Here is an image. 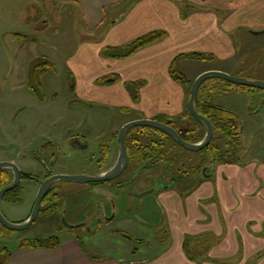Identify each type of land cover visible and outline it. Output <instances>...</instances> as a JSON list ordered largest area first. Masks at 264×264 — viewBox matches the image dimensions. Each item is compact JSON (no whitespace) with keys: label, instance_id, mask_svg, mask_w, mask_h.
Returning a JSON list of instances; mask_svg holds the SVG:
<instances>
[{"label":"rangeland","instance_id":"rangeland-1","mask_svg":"<svg viewBox=\"0 0 264 264\" xmlns=\"http://www.w3.org/2000/svg\"><path fill=\"white\" fill-rule=\"evenodd\" d=\"M111 19L108 15L96 32L97 37L104 35ZM82 25L77 8L56 0H0V162H14L34 178L21 181L20 202L3 200L1 204L3 215L12 223H23L31 216L46 168L53 167V172L65 175L98 173L103 157L102 140L113 137L124 123L142 116L135 109L85 101L72 93L68 60L81 44ZM240 35L232 34L234 58H210L185 69L186 74L195 77L202 71L218 68L231 77L264 83V40L252 39L251 48H240ZM41 58H47L52 65L45 67L40 85L35 83L36 87L31 88L29 69ZM216 79L209 101L237 115L242 131L236 143L222 142V148L230 152L238 166L264 163V90L241 91L240 85ZM77 135L87 140L88 149L74 147L71 140H59ZM160 152L165 156L162 162L168 173L163 180L166 186L171 175L180 178L192 174L202 158L199 153L173 146L167 140ZM210 162L207 157L206 164ZM147 174L149 178L131 183V189L119 191L107 187L99 191L90 184L59 181V189L65 190L60 192V209L52 218L39 214L29 228L0 237V250L5 247L12 253L24 239L57 236L66 240L90 231L93 237L103 231L98 241L103 239L106 244L100 248L108 253L96 254L88 249L106 261L122 251L123 243H144L132 232L141 235L146 229L152 234V242H163L168 232L167 213L158 194L164 189L139 197L162 180L156 171ZM215 179L216 176L211 181ZM47 207V203L42 205V209ZM60 215H64L62 221Z\"/></svg>","mask_w":264,"mask_h":264},{"label":"crops","instance_id":"crops-1","mask_svg":"<svg viewBox=\"0 0 264 264\" xmlns=\"http://www.w3.org/2000/svg\"><path fill=\"white\" fill-rule=\"evenodd\" d=\"M56 1L77 8L83 18L81 44L68 60L75 80L72 93L85 101L135 109L142 114L136 120L184 115L188 89L169 73L180 54L229 60L235 57L233 33H241L240 48H251L252 39L264 40V0ZM108 15L112 19L107 30L97 37ZM153 31H164L166 36L130 58L101 56L104 47H121ZM199 62L188 60L180 65L191 81L206 72H227L216 68L188 76L185 69ZM109 75L119 81L97 84ZM127 84H139L138 102ZM215 168L214 181L196 174L159 194L168 226L161 243L152 242L146 229L141 235L132 232L144 241L142 245L126 242L112 260L94 261L85 256L74 235L59 239L56 249L19 248L7 264H264V163L238 166L232 162ZM91 233L80 235L85 245L96 254H107L100 248L106 243L98 241L104 232L93 237ZM186 243L193 259L184 251Z\"/></svg>","mask_w":264,"mask_h":264},{"label":"trees","instance_id":"trees-1","mask_svg":"<svg viewBox=\"0 0 264 264\" xmlns=\"http://www.w3.org/2000/svg\"><path fill=\"white\" fill-rule=\"evenodd\" d=\"M166 36V32L164 31H153L148 34H145L131 43L121 46V47H104L101 49V56L107 59H127L137 53L144 47L157 43L163 40ZM212 58L210 55L202 54V53H190V54H180L177 56L171 63L169 68V73L171 78L179 85L188 89L187 95V107L185 113L182 117L178 119H172L168 117H157L155 120L159 122H167L168 120H172L171 126L181 135L184 141L189 143H199L201 142L206 135L205 126L198 120H196L190 113L188 109V102L190 99L191 89L194 81H191L182 71L180 65L183 61L195 60V61H205ZM52 63L47 58H41L35 60L29 69V78H30V86L31 88H35V83L40 85V79L43 73L46 71V66H51ZM216 78H211L205 81L199 90V94L196 100V108L199 114L206 117L213 125L214 128V140L212 143L199 153L202 158L201 161L197 163L195 169L192 174H185L180 178L173 179L174 182L170 183L172 185L171 188L177 187L181 182H188L192 179L193 175L200 171L202 167L205 165H211L212 168L216 167L218 164H228L235 162L231 159L229 155V151L224 150L222 148V142L228 143L231 141L236 143L241 136V122L237 115L233 112L221 107L219 105H215L209 101V96L215 90V80ZM217 80V79H216ZM119 81V78L115 75L105 76L100 78L97 81L99 85H111ZM224 81V80H223ZM227 82V81H226ZM139 84H127V87L130 91H134L132 93V98L135 102H138V86ZM241 91L247 89L248 91H255L253 88H248L244 86H239ZM70 89L72 92L75 90V80L71 75L70 79ZM184 123V124H183ZM188 123V124H187ZM139 128H135L132 132L136 131ZM148 131L152 133H159L163 136H166L165 133L153 129L146 128ZM172 143L173 146H178L172 139L168 140ZM215 141L218 142V145L215 144ZM151 152L153 153V161L160 162L162 159L156 154V152L160 151V148L163 147L160 141L153 142L151 145ZM149 148V147H146ZM144 150V149H143ZM148 151V150H146ZM209 154V156H207ZM207 157L211 158V162L206 164ZM24 178H29V176H24ZM13 180V173L11 170H1L0 171V191L8 186ZM97 185V184H96ZM57 196V195H55ZM57 197L52 198L55 201ZM3 200H7L10 203L16 204L21 200V185H19L15 190L7 193ZM60 209V203H54L52 207L47 209H42L40 214H54ZM13 231H9L5 227L0 224V237H8L13 235ZM131 241H135L134 238L130 236H126ZM76 239L79 242V245L88 258L94 261L102 260L101 257L93 254L88 247L85 245L82 237L80 235H76ZM138 243V242H137ZM60 245V240L57 236L49 237V238H35V239H24L20 242V248L27 249H56ZM184 251L189 259H193L192 254L190 253V249L188 248V244L186 243L184 246ZM12 253L8 250V248H2L0 250V264H7L9 259L11 258Z\"/></svg>","mask_w":264,"mask_h":264},{"label":"water","instance_id":"water-1","mask_svg":"<svg viewBox=\"0 0 264 264\" xmlns=\"http://www.w3.org/2000/svg\"><path fill=\"white\" fill-rule=\"evenodd\" d=\"M211 78H218V79H221V80L233 83V84H237L240 86L248 87V88L264 90V83L262 82H256V81L248 80L245 78L231 77L225 73L218 72V71H210V72H206L200 75L193 83L191 94H190V99L188 102V109L191 115L196 120L200 121L206 128V135L201 142L189 143V142L184 141L181 135L171 126L172 120H168L167 122L163 123L157 120L141 119V120H136V121L127 123L123 126L120 132L121 148H122L121 156L117 164L111 170L105 173L92 174V175H64V174L55 175L51 177L50 179L45 180L39 189L31 216L25 222L20 223V224L12 223L5 218V216L3 215L1 211V204L3 202L5 195L15 190L20 185L21 180H22V173L19 167L14 162H0V171L7 169V170H11L14 174V178L12 182L0 191V224L6 229H8L9 231H13V232L22 231V230L29 228L38 218L41 212V209H42L43 200L46 197L47 193L49 192L51 186L55 184L56 182L67 181V182L78 183V184H92V183L107 182V181L113 180L117 178L118 176H120L125 170L129 162L124 140L128 132L131 129H134L137 127L153 128V129L159 130L167 134L177 145H179L180 147H182L183 149L189 152L197 153V152L203 151L212 142V139L214 137V128H213L212 123L206 117L198 113L197 108H196V100H197L201 85L205 81ZM206 171L207 169L203 170V176L205 178H211L215 175V170H213L210 174H207ZM171 187L172 185L169 184L167 186L160 187L159 189L165 190V189H170ZM156 190H157V187H154L148 191L140 193L139 197H143L151 193H155Z\"/></svg>","mask_w":264,"mask_h":264},{"label":"flooded vegetation","instance_id":"flooded-vegetation-1","mask_svg":"<svg viewBox=\"0 0 264 264\" xmlns=\"http://www.w3.org/2000/svg\"><path fill=\"white\" fill-rule=\"evenodd\" d=\"M123 126L120 127L114 134L113 137H111L110 139L107 140H102V144H101V153H102V160L100 161V170L98 172V174L101 173H105L109 170H111L118 162L120 156H121V139H120V132L122 130ZM139 129H137L136 131L132 132L134 129H131L125 140V147L127 150V155L129 158V162L125 168V170L123 171V173L118 176L117 178L107 181V182H101V183H92L90 184L93 187L96 186H102L106 189V187L108 188V190H118L119 189H127L129 187V189H131V183H138L141 182L142 180H144L145 178H149L147 172H158L160 179L162 180L161 183L157 184L155 187H157V190L160 187H164L166 185H164V179L167 176V171H166V166L163 165L164 163L162 161H164V152H156V154L158 156H160V158L162 159L160 162H154L153 161V153L151 152V145L153 142H158L160 141L161 144H163V146H165L166 144V140H170L171 138L166 134V136H163L159 133H153L151 131H148L146 128L148 127H137ZM155 134V135H154ZM59 140H71L74 144V147L84 150V149H88V145H86L87 140H84L82 137L80 136H72V137H65V138H61ZM149 147V148H146ZM162 148V147H161ZM160 148V149H161ZM144 149V150H143ZM148 150V151H146ZM57 163V162H56ZM55 164V163H54ZM55 166V165H54ZM207 169L206 173L209 174V172H212L213 170H215V168H212L211 165H205L204 167H202L200 169V171H198L197 173H195V175L197 174H203V170ZM46 173L44 176V181L47 179H50L51 177L55 176V175H62L59 173H55L53 172V167L46 168ZM13 173V172H12ZM22 173V180H33V176L28 174L26 169L21 171ZM97 174V173H95ZM65 175V174H64ZM24 176H29V178H24ZM171 181L169 183L174 182L173 179L175 180L177 178V176L171 175ZM13 178H14V174H13ZM169 178V175L167 177V179ZM21 180V181H22ZM21 184V183H20ZM41 185L43 183H40ZM97 184V185H96ZM81 185H85V184H81ZM107 190V189H106ZM61 191H65L62 189H59L58 187V182H56L55 184H53L49 190V192L47 193L46 197L43 200V207L45 205V203L48 204L47 208L52 207V205H54V203H60L61 199H62V195L60 194ZM148 191V190H146ZM162 190H160L159 194L161 193ZM156 192V191H155ZM134 192H129V194L133 195ZM137 193H135V196ZM158 194V196H159ZM57 195V196H55ZM134 196V195H133ZM57 197L55 199V201H46V200H52V198ZM112 201L113 206L115 207V203ZM46 208V209H47ZM42 210V209H41ZM103 211L106 212L105 209H103ZM55 214V213H54ZM46 218H52L51 216H53V214H49L46 215ZM64 217V215H60V220L62 221V218ZM109 221V220H108Z\"/></svg>","mask_w":264,"mask_h":264}]
</instances>
